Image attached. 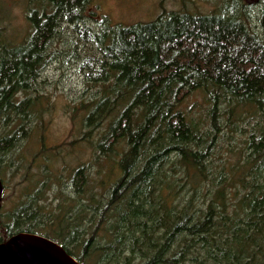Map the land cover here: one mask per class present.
<instances>
[{
  "label": "trees",
  "instance_id": "obj_1",
  "mask_svg": "<svg viewBox=\"0 0 264 264\" xmlns=\"http://www.w3.org/2000/svg\"><path fill=\"white\" fill-rule=\"evenodd\" d=\"M254 1L95 27L93 0H34L27 40L13 43L0 26L5 189L25 142L44 127L39 85L63 27L97 46L85 51L92 86L80 102L84 126L96 131L94 156L71 173L89 237L78 246L58 237L82 264H264V8L254 11ZM51 152L34 154L35 164L61 177L64 168H43ZM34 194L43 197L1 202L0 243L21 231L56 239L45 233L46 204L37 210L46 224L25 209Z\"/></svg>",
  "mask_w": 264,
  "mask_h": 264
},
{
  "label": "rangeland",
  "instance_id": "obj_2",
  "mask_svg": "<svg viewBox=\"0 0 264 264\" xmlns=\"http://www.w3.org/2000/svg\"><path fill=\"white\" fill-rule=\"evenodd\" d=\"M228 1L230 0H93L86 12L95 27L98 24L95 20L103 18H108L112 25H129L149 22L162 12L178 10L208 12L223 7ZM232 1L235 4H238V1L249 2V0ZM253 4H255L254 11L264 8V2L261 0L254 1ZM33 6H35L34 0H0V18L4 23L0 26L5 27L3 31L13 43L24 42L29 38L31 27L28 14ZM253 10L250 13L255 14ZM65 26L62 30L63 34L61 33L62 37L56 40L57 44L53 45V48L58 50H54L55 54L53 53L46 62L42 84L39 85L41 91L47 94L45 100L47 104L43 109L44 127L32 133L33 135L31 134L32 136L25 142L23 147L26 155L19 162L20 173L15 174L14 177L10 176V180L6 182L4 196L9 197L8 200L4 199L2 204L6 202L7 208H10L21 203L27 192H38L43 197L40 199L34 194L36 196L32 198V201H27L25 206L27 212L33 210L31 216L38 215L37 221L46 224L48 222L46 215L37 213L38 207L46 204L47 208L44 212L52 214V217L45 233H53L57 241L65 239L71 246H78L81 245L79 242L82 239L89 237V234L85 232L84 222H82L84 195L76 192L72 181L78 180L71 178V173L75 167L92 160L94 156L93 142L96 131H87L89 127L84 126L82 119L85 113L80 109V102L90 93L92 86L87 91V67L83 70L87 66L84 60L85 51L93 55L97 52V46L94 44L84 46L80 33L75 31L73 26ZM88 132H92L91 142L82 140ZM54 147L60 149L55 150ZM44 148L45 151H49L45 152ZM39 151L44 156L53 151L48 159L50 167L47 164L43 165L45 171L53 173L64 168V175L44 177L42 170L35 164L37 155L33 156ZM97 183V190L101 191L98 188L99 181ZM107 185H110L109 182ZM32 189L34 190L31 191ZM92 191L95 193L93 187ZM60 212L63 217L57 216ZM25 215L27 216V213ZM69 229H72V233L78 230L72 234L69 233ZM64 231L66 233L60 235Z\"/></svg>",
  "mask_w": 264,
  "mask_h": 264
},
{
  "label": "water",
  "instance_id": "obj_3",
  "mask_svg": "<svg viewBox=\"0 0 264 264\" xmlns=\"http://www.w3.org/2000/svg\"><path fill=\"white\" fill-rule=\"evenodd\" d=\"M0 179V205L4 195ZM0 264H82L57 240L21 231L0 243Z\"/></svg>",
  "mask_w": 264,
  "mask_h": 264
},
{
  "label": "bare ground",
  "instance_id": "obj_4",
  "mask_svg": "<svg viewBox=\"0 0 264 264\" xmlns=\"http://www.w3.org/2000/svg\"><path fill=\"white\" fill-rule=\"evenodd\" d=\"M1 179V178H0ZM2 180V179H1ZM3 181V180H2ZM3 184H4V182H3ZM4 189H5V186H4ZM4 242V241H3Z\"/></svg>",
  "mask_w": 264,
  "mask_h": 264
},
{
  "label": "flooded vegetation",
  "instance_id": "obj_5",
  "mask_svg": "<svg viewBox=\"0 0 264 264\" xmlns=\"http://www.w3.org/2000/svg\"><path fill=\"white\" fill-rule=\"evenodd\" d=\"M6 190V189H5ZM5 190H4V192H5Z\"/></svg>",
  "mask_w": 264,
  "mask_h": 264
}]
</instances>
